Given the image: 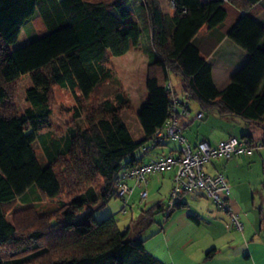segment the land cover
Returning a JSON list of instances; mask_svg holds the SVG:
<instances>
[{
  "label": "trees",
  "instance_id": "16d2710c",
  "mask_svg": "<svg viewBox=\"0 0 264 264\" xmlns=\"http://www.w3.org/2000/svg\"><path fill=\"white\" fill-rule=\"evenodd\" d=\"M168 1L172 15L163 13L159 0H0V106L10 86L30 77L24 112L0 110V264L36 263L46 254L54 256L47 264H165L141 239L130 238L129 228L120 231L113 216L98 221L84 210L117 197L119 171L143 161L145 153L135 151L170 117V72L182 82V92L175 93L189 95L204 114L216 110L244 121L264 120V25L251 11L255 5L264 11V0ZM37 11L45 31L11 48ZM222 23L248 59L219 90L212 63L194 38L202 28ZM138 47L147 56V102L136 114L143 135L134 140L122 117L130 99L109 61ZM55 87L73 97L78 122L63 136L48 138ZM35 141L48 158L46 166ZM31 188L47 198L65 189L70 198L60 219L51 216L47 228L20 233L5 209ZM184 204L181 198L170 210L161 202L152 209H165L168 217Z\"/></svg>",
  "mask_w": 264,
  "mask_h": 264
},
{
  "label": "rangeland",
  "instance_id": "374dc122",
  "mask_svg": "<svg viewBox=\"0 0 264 264\" xmlns=\"http://www.w3.org/2000/svg\"><path fill=\"white\" fill-rule=\"evenodd\" d=\"M251 11L258 14L261 12L260 5L253 6ZM233 14H235V12H233ZM42 27L45 28L37 11L22 25L17 40L10 44V47H19L39 37L42 35ZM131 51L129 59L132 57L136 58L132 63L129 62L126 64V56L122 55L113 56L112 62L109 61V65H111L115 76L120 80L122 87H127L133 96L134 93H136L134 100H130L129 105L122 110V117L130 126L133 137L138 139L141 137L142 133L135 113L140 110L144 103L142 98H145V95H147L145 86L141 85L142 67L146 61L144 59L142 60L140 47H138L137 51ZM169 81L178 94H180L183 89L180 77L170 72ZM29 85L30 77L25 75L15 86H10L8 99L5 104L0 106V110H10L18 114L23 113L28 106L25 99V90ZM74 104V99L67 90L59 87L53 89L51 130L56 138L64 135L67 126H73L76 124V121L78 122V120L74 119L73 115L75 110ZM192 104L195 108L196 105L194 103ZM87 114L88 110L85 109L82 118H86ZM231 118L232 117H220L215 112H208L205 119L197 120V122L191 124L189 128L187 127V129L182 132V135L188 139V133L190 131H196V129L199 128L198 126L202 125H214L218 131L236 133L238 135L243 133L242 129L247 128L246 131H248L249 126H251L252 132H250V134L252 136L257 138L262 134L261 127L253 123L249 124L243 121H241L242 123L231 121ZM135 128H138V131L135 130ZM181 146L182 143L180 141L169 138L163 142V148L160 147L159 150H155V152L157 151L156 154L161 151L162 153H166L170 148L178 151ZM35 147L38 156L42 158L43 153L41 148H39L37 143ZM141 152L140 148L135 151L137 155H141ZM155 152L146 154L145 158L153 155ZM204 166L206 167L207 164L205 163ZM171 174H173L172 170L147 175L148 183L146 188L148 197L145 202L140 203L138 195L134 193L129 198L125 212L122 211L124 202L120 197H111L106 201L99 200L90 208L93 218L99 221L105 217L113 216L120 231L129 228V237L141 239L145 249L165 264H221L218 260L205 261V263H203L199 255L201 243L199 240L198 242L195 240L194 242L196 243L193 244L192 247L188 244L191 238L195 237L199 239V236L204 232L205 227H203V225L199 226L193 217L205 216V211H207L208 207L213 209L214 202L211 199L206 197L197 201L192 198L193 194H185L183 198L185 204L175 209L171 215L166 217L167 211L165 209L172 188L170 179ZM67 192L63 189L61 194L54 198H47L42 193L37 192L40 197L39 200H37L38 202H33V204H21L20 201L15 200L6 206V217L15 225L20 233H27V230L31 228L44 227V222H47L51 216L57 219L61 218V210L70 198ZM157 202L164 204V211H160V209L157 208L152 209ZM83 213L76 215V218L81 217ZM37 217H40V219ZM36 219L39 220L37 221ZM42 219H44V221H42ZM45 228L47 227H44V229ZM228 228H231V226L227 227V230ZM232 228H234V231L237 229L235 225H233ZM57 254V256L60 255L59 253ZM51 259H54V256L46 254L43 259H40L36 263L30 262L29 264H47Z\"/></svg>",
  "mask_w": 264,
  "mask_h": 264
},
{
  "label": "crops",
  "instance_id": "0c3cea01",
  "mask_svg": "<svg viewBox=\"0 0 264 264\" xmlns=\"http://www.w3.org/2000/svg\"><path fill=\"white\" fill-rule=\"evenodd\" d=\"M159 2L163 13L168 15H172L174 13V8L170 1L159 0ZM255 19L264 25V11L256 14ZM224 25L225 24L222 23L212 29L204 27L194 38V41L199 45L202 54L205 55L206 58L212 63V77L219 90L223 89L230 82L232 76L248 59L247 50L238 46L230 37L225 34L224 30L226 26ZM44 31L45 28L42 27L41 32ZM130 52L132 51H128L123 54L126 56V64L129 62L132 63L134 60H136V58H133L132 56V58L129 59L131 54ZM140 54L142 55V60L144 59L146 61L141 72V85H144L146 89L147 56L142 51H140ZM111 60L112 57L110 61ZM109 67L113 71L111 65H109ZM124 89L126 90L129 99L133 101L134 96L136 97V93H134L133 96L127 87H124ZM142 99L144 100V105L147 102V95H145V98ZM192 103L196 105L195 108L193 107ZM199 109V106L192 101L191 114H194V112ZM208 112H215L220 117H232L231 121L238 123H242L241 121L249 124L253 123L261 127L262 134H260L257 138L252 136L250 134V132H252L251 126H249L248 131H246L247 128L242 129L243 133L238 135L236 133H224L222 131H218L214 125H202L198 126L199 128H197L196 131H190L188 133V139L183 135L186 138V142L191 147H194L201 140H205L211 145H215L220 139L224 137H242L244 134H249L253 141L264 139V120L260 121L259 123H255L252 121H244L239 117L230 115H219L216 110ZM208 112L204 114V117L201 120L205 119ZM135 114H137V112ZM195 122H197V120L191 121L183 129V131L186 130L187 127L189 128V126ZM126 125L132 135L130 126L127 123ZM135 130L138 131V128H135ZM142 135L143 134H141V137ZM47 137H55L51 129H48ZM141 137L138 139L133 137V139L139 140ZM36 143L42 150V158L38 156L35 147ZM33 146L40 164L42 166H46L49 161L41 144L38 141H35ZM159 148L160 147L155 150H159ZM161 148H163V146H161ZM155 150L152 152H155ZM170 151L177 150L170 148L166 153ZM156 152L147 158H145L146 154H144L142 162L147 161L152 156L162 153V151L157 154ZM206 164L207 166H203V170L207 174L214 175L216 173H221L225 176L230 187L229 202L232 211L238 215V220L242 223V230L235 228L236 231H234L230 216L226 212L220 210L216 204L213 203L214 208L212 209L208 207L207 211H205L206 215L204 213L205 216L193 217L199 226L203 225L205 228L204 232L199 236V239H196L195 237L191 238L188 244L192 247V245L196 243L194 242L195 240H197V242L198 240L201 242L199 255L203 263H205V261L218 260L221 264H264V147H261L253 154H235L229 159L215 158ZM130 183L133 184L132 181ZM135 191L136 192L134 193L137 194L136 188ZM37 192L39 193L36 188H31L23 195L17 196L14 201L18 200L21 202V204H33V202H38L37 200H39L40 196L37 194ZM183 198L184 196L182 197V200ZM192 198L200 201L206 197L201 192H198L194 193ZM90 208L91 207L87 208L84 210V212L90 211ZM229 226H231V228H228L227 230V227Z\"/></svg>",
  "mask_w": 264,
  "mask_h": 264
},
{
  "label": "built area",
  "instance_id": "2783aa9c",
  "mask_svg": "<svg viewBox=\"0 0 264 264\" xmlns=\"http://www.w3.org/2000/svg\"><path fill=\"white\" fill-rule=\"evenodd\" d=\"M171 100L170 117L162 127L156 128L148 141L141 147L145 154L163 146L166 139H175L182 143L178 151L158 154L147 161L123 168L115 178L114 190L123 202L125 212L129 198L137 189L139 202H145L148 197L147 183L149 174L172 170V188L166 210H170L185 194L201 192L211 199L216 206L230 216L231 223L242 230L238 215L232 211L229 202L230 187L221 173L207 174L203 170L205 163L215 158L229 159L235 154H253L264 147V139L253 141L247 137L228 136L220 139L215 145L205 140L191 147L182 135L183 129L193 120H201L204 112L199 109L191 114L192 99L189 95H177L170 81L167 84ZM133 182L131 184L130 182Z\"/></svg>",
  "mask_w": 264,
  "mask_h": 264
}]
</instances>
